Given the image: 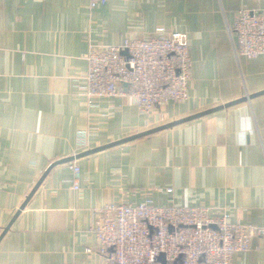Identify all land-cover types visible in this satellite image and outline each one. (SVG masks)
Instances as JSON below:
<instances>
[{
  "label": "crops",
  "instance_id": "1",
  "mask_svg": "<svg viewBox=\"0 0 264 264\" xmlns=\"http://www.w3.org/2000/svg\"><path fill=\"white\" fill-rule=\"evenodd\" d=\"M240 10L264 14V0H109L95 9L89 0H0V264H105L93 212L147 197L264 228V94L74 159L79 191L72 162L54 166L26 201L56 161L264 91V58L235 55L229 29ZM158 27L188 35L185 102L147 119L127 97L84 96L88 44L119 45ZM232 264H264V237Z\"/></svg>",
  "mask_w": 264,
  "mask_h": 264
},
{
  "label": "built area",
  "instance_id": "2",
  "mask_svg": "<svg viewBox=\"0 0 264 264\" xmlns=\"http://www.w3.org/2000/svg\"><path fill=\"white\" fill-rule=\"evenodd\" d=\"M108 1L89 0V8ZM229 32L237 57L264 58L262 12L238 11ZM188 50L186 33L163 27L143 37L126 36L119 45L88 44L82 93L88 100L127 97L148 119L157 108L188 99ZM124 51L127 57L121 55ZM68 167L72 189L79 191V166L72 162ZM229 218L226 210L181 207L172 201L157 206L147 197L94 211L91 231L105 264H232L238 254L251 249L253 238L264 237V228L232 223Z\"/></svg>",
  "mask_w": 264,
  "mask_h": 264
},
{
  "label": "water",
  "instance_id": "3",
  "mask_svg": "<svg viewBox=\"0 0 264 264\" xmlns=\"http://www.w3.org/2000/svg\"><path fill=\"white\" fill-rule=\"evenodd\" d=\"M122 56L124 57H127L128 54H127V51H124L121 53ZM264 94V91L262 92H259L257 94H254V95H251V96H246L244 98H241L240 100H237L235 102H231L229 104H226V105H223V106H218L216 108H212L210 110H206V111H203V112H200V113H197V114H194L192 116H189L187 118H184L180 121H177V122H172V123H169V124H166V125H163V126H160V127H157V128H154L152 130H149V131H146V132H143L141 134H137V135H134V136H130L128 138H125L123 140H119L115 143H112V144H109V145H106V146H103V147H100V148H97V149H94L92 151H89V152H86L84 154H79L77 156H72L70 158H66V159H63V160H59V161H56L54 162L53 164H51L49 166V168L46 170V172L43 174L42 178L39 180V182L36 184V186L33 188L32 192L29 194L28 198L26 199V201L33 195V193L35 192V190L39 187L40 183L42 182V180L47 176V174L49 173V171L54 167V166H57V165H61V164H66V163H69V162H72L74 161V159H78V158H81V157H84V156H87V155H90V154H93V153H96V152H99V151H102V150H105V149H108L110 147H114V146H117V145H120V144H123V143H126V142H130V141H133V140H136V139H139V138H142V137H146L148 135H151V134H154V133H157V132H160V131H163V130H166V129H169L171 127H174L176 125H179V124H182V123H186V122H189V121H193V120H196V119H199V118H202V117H205V116H208L210 114H213V113H216V112H219L223 109H226L228 107H231L233 105H236L238 103H241V102H244L248 99H252V98H255L257 96H260ZM25 204H23L20 208V210H22V208L24 207ZM19 212H17V214L15 215V217L18 215ZM8 229V228H7ZM4 230V233L7 231ZM3 233V234H4ZM3 235H1L2 237ZM1 239V238H0ZM163 262V260H161Z\"/></svg>",
  "mask_w": 264,
  "mask_h": 264
}]
</instances>
